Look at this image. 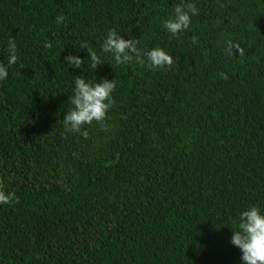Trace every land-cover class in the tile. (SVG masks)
Masks as SVG:
<instances>
[{
  "label": "trees",
  "instance_id": "trees-1",
  "mask_svg": "<svg viewBox=\"0 0 264 264\" xmlns=\"http://www.w3.org/2000/svg\"><path fill=\"white\" fill-rule=\"evenodd\" d=\"M188 4L190 27L167 33ZM111 29L173 65H116ZM10 37L0 186L17 199L0 205V264H242L233 221L264 208V0H0V60ZM85 43L93 72L64 61ZM81 74L116 81L87 138L62 123Z\"/></svg>",
  "mask_w": 264,
  "mask_h": 264
},
{
  "label": "clouds",
  "instance_id": "clouds-1",
  "mask_svg": "<svg viewBox=\"0 0 264 264\" xmlns=\"http://www.w3.org/2000/svg\"><path fill=\"white\" fill-rule=\"evenodd\" d=\"M185 7L177 6L174 15L162 21L167 33L178 35L191 25V17L197 14L195 4ZM139 41L125 39L115 29L108 31L101 45V53L111 54L116 65H124L133 61L134 56L140 63H146L153 70L173 65L172 56L161 47L141 51L138 49ZM87 50V59L69 54L64 57L65 64L74 70L80 71L84 65L85 71H94L103 65L101 56L86 43L81 45ZM17 45L14 37L7 41L8 56L0 60V82L9 77V72L18 61ZM242 54V49L237 46ZM145 58V59H142ZM87 61V63H85ZM223 75V74H222ZM226 78V77H224ZM115 80L89 81L82 74L74 78L72 95L68 97L71 108L63 116V126L67 133H80L85 138L86 130L81 131L85 125L91 126L93 121L99 123L105 120L107 113L113 107L112 93L115 91ZM15 192L6 191L0 186V205H7L16 201ZM235 230L232 231L231 244L241 252L242 264H264V208L257 205L249 206L239 213L233 221Z\"/></svg>",
  "mask_w": 264,
  "mask_h": 264
}]
</instances>
